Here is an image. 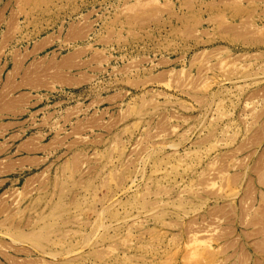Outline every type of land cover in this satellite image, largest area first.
Here are the masks:
<instances>
[{"label": "rangeland", "instance_id": "374dc122", "mask_svg": "<svg viewBox=\"0 0 264 264\" xmlns=\"http://www.w3.org/2000/svg\"><path fill=\"white\" fill-rule=\"evenodd\" d=\"M0 264H264V0H0Z\"/></svg>", "mask_w": 264, "mask_h": 264}]
</instances>
